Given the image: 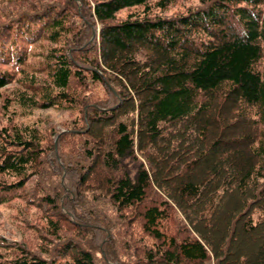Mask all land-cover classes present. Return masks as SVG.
<instances>
[{"label":"trees","instance_id":"obj_1","mask_svg":"<svg viewBox=\"0 0 264 264\" xmlns=\"http://www.w3.org/2000/svg\"><path fill=\"white\" fill-rule=\"evenodd\" d=\"M174 1L41 0L0 23V63L27 78L13 100L78 110L58 148L82 137L62 157L74 221L56 207L40 253L0 239V264H264V0L155 12ZM37 41L44 77L26 66ZM14 81L0 70V89ZM44 141L34 125L0 130V203Z\"/></svg>","mask_w":264,"mask_h":264},{"label":"rangeland","instance_id":"obj_2","mask_svg":"<svg viewBox=\"0 0 264 264\" xmlns=\"http://www.w3.org/2000/svg\"><path fill=\"white\" fill-rule=\"evenodd\" d=\"M41 5V0H0V23L10 20L9 18L13 17L17 12L27 10L30 13L32 10H37L38 6ZM200 5V0H175L168 8L163 10L156 9L155 12L163 16H176ZM126 13L127 11H122L121 16ZM29 47L31 55L27 59V69H30L32 73L38 72L39 59L41 58L39 53L44 52L45 49L38 46V41L29 44ZM4 69L13 71L19 81L11 82L0 89V130L12 124L37 126L45 136L43 143L45 150L38 164L29 169L28 179L23 188L17 193H12L8 201L0 203V239L2 242H6L7 249L11 252H16L14 250L18 246L24 245L28 249L40 253L42 246L50 245L55 241V237L48 232V219L54 217L52 213H59L55 210L56 207L66 215H70L71 211L67 205L71 203L72 199H74V204L77 203L76 198L71 193V188L77 186V175L68 166L71 165L69 161H67L68 165L63 163L62 157L69 158L72 151H75L79 145L81 146L82 137L74 139L72 135H69L66 139L71 141L64 142L61 148H58V144H60L58 143V137L60 133H64L63 131L66 130L74 118L79 119L80 116H78V110L73 111L71 108L50 107L33 109L29 106H21V104L13 100L14 93L12 92H15L14 90L17 86L26 89L24 83L27 78L19 74L18 66L16 65L0 63V70ZM38 73L41 77L45 76L43 72ZM87 85L99 91L97 89L100 86L99 83L88 79ZM51 141L55 143L54 149L56 151H53L52 148L49 150L48 144ZM0 180H2L1 176ZM83 193L79 192L81 199H84L83 195L85 194ZM46 194H50L53 199L55 198L56 206L42 202L41 198ZM101 199L102 196L98 198V202ZM70 219L74 221L72 216ZM75 229V225L71 227L68 224L67 229L63 233L69 236L74 234ZM95 240L93 236V241L96 245L101 246L103 242L101 234L97 235ZM94 242L92 243L94 244ZM205 264H215L214 258L212 257Z\"/></svg>","mask_w":264,"mask_h":264},{"label":"bare ground","instance_id":"obj_3","mask_svg":"<svg viewBox=\"0 0 264 264\" xmlns=\"http://www.w3.org/2000/svg\"><path fill=\"white\" fill-rule=\"evenodd\" d=\"M168 8V7H167ZM134 127V126H133ZM98 185V184H97ZM97 185H95V186H97ZM161 187V186H160ZM167 187V186H166ZM174 191V190H173ZM170 195V194H169ZM121 209V208H120ZM115 210H117V208L115 209ZM115 210H113V211H115ZM120 212V211H119ZM113 213H115V212H113ZM113 213H111V214H113ZM118 213V212H117ZM116 216V215H115ZM124 216V215H123ZM116 218H117V216H116ZM123 219V218H122ZM128 220V219H127Z\"/></svg>","mask_w":264,"mask_h":264}]
</instances>
